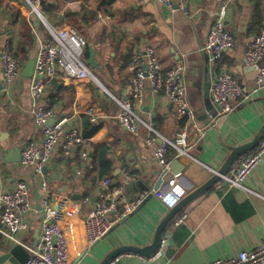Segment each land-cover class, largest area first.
Here are the masks:
<instances>
[{
  "label": "crops",
  "instance_id": "0c3cea01",
  "mask_svg": "<svg viewBox=\"0 0 264 264\" xmlns=\"http://www.w3.org/2000/svg\"><path fill=\"white\" fill-rule=\"evenodd\" d=\"M57 2V14L63 19L54 27L73 29L83 36L86 40L83 58H88V44H91L98 66L89 69L94 80L60 76L46 85L54 108L47 124L68 118L66 129H79L86 139L94 168L84 167L78 151L65 157L59 148L42 174L20 163L23 148L43 138L41 128L33 123L30 78L24 76V68L29 60H34L47 30L22 0H0V52L9 40L16 54L24 26L17 16L25 21L32 40L28 60L20 64V74L9 88L2 80L0 63V191L11 190L17 182L28 184L32 210L23 216L28 229L16 235L27 253L39 241L41 202L47 197L53 204L63 202L61 226L67 239L70 264H100L119 247L150 245L158 224L169 211L159 195L167 190V180L173 174L163 176L154 157L156 143L146 144L144 127L131 134L116 119L120 107L115 99H130L132 55L144 52L147 47L153 48L164 72L178 62L183 63L188 117L179 120L174 106L162 93L154 95L148 81L144 82L142 102L133 103V108L142 119L150 118L163 138L173 141L178 133L186 132L187 152L199 162L178 159L184 170L179 173L177 183L188 194L212 176L206 167L219 170L230 148L250 142L264 124V86L246 103L234 102L236 109L231 114L210 119L204 108L205 77L208 74L215 80L222 65L238 78L245 90L254 86V74L244 65V56L250 42L264 27V1L190 0L187 16L177 10V0H172L171 12L155 0ZM223 4L227 5L226 29L233 35L235 46L220 61L207 62L202 48ZM259 65H264V55ZM89 109L91 115L87 114ZM99 146L107 148L106 158L111 163L110 173L102 177L95 160ZM170 154L167 158L171 162L175 157ZM123 171L132 176L130 180L125 181ZM106 176L123 184L125 205L134 204L140 195L142 201L149 194L152 197L138 212L134 213L138 205L131 209L128 217L104 238L87 246L83 223L94 208L100 182ZM43 182L47 190L42 189ZM181 214L187 216L185 223L173 226L172 221ZM174 218L163 234L169 241L162 256L150 261L127 257L124 253L108 264H206L234 256L264 241V157L245 180L244 189L214 185ZM14 246L17 245L9 244L0 234V254Z\"/></svg>",
  "mask_w": 264,
  "mask_h": 264
},
{
  "label": "built area",
  "instance_id": "2783aa9c",
  "mask_svg": "<svg viewBox=\"0 0 264 264\" xmlns=\"http://www.w3.org/2000/svg\"><path fill=\"white\" fill-rule=\"evenodd\" d=\"M28 7L31 15L38 18L45 26L47 33L40 40L35 58L33 60V74L30 77L29 93L31 100V114L33 123L41 128L43 138L41 141H32L26 145L20 154V163L25 167L34 168L37 174H42L43 168L49 163L57 148L65 157H71L76 151L86 169L92 170L94 164L86 149V139L79 129L71 127L66 129L68 118H60L52 125L47 122L54 115V108L50 97L46 93V85L60 76L72 79L95 78L89 71L83 58L86 40L73 29H58L51 26L42 10L41 0H22ZM168 12L173 11L172 0H155ZM190 0H177V10L185 16L189 14ZM227 5L223 4L218 10L217 18L212 24L208 39L202 50L208 55L211 62H218L223 54L235 46L233 35L226 29ZM264 55V27L254 37L247 47L244 56V65L256 71L254 86L245 90L238 78L225 66H221L215 82L210 88L211 101L220 108L222 115L235 111L236 105L246 103L251 96L264 86V65L259 62ZM2 80L6 88L13 85L20 74V63L9 40L0 52ZM134 73L129 79L130 99L120 101L115 99L120 107L116 117L119 124L131 134H136L138 128L144 127L147 131L146 144L154 148V157L161 168L163 176L170 173V161L167 158L168 150L175 151V159H193L188 151L186 132L178 133L173 141L163 138L154 129L150 120L142 119L134 110L133 103H140L144 98V82L148 81L154 95H162L176 110V117L184 120L189 116L186 101V88L182 79L183 63L178 62L174 67L164 72L155 51L147 47L142 53H134L131 58ZM147 67V70H145ZM91 115V110H87ZM264 157V136L253 152L246 156H239L230 168L227 175L221 177L215 185L222 184L229 188L244 189L245 180L253 174ZM200 165H202L200 163ZM211 175L216 171L206 167ZM80 174L81 171H77ZM179 174L167 180V190L159 195L161 203L169 210L174 208L185 196V190L177 183ZM125 181L131 175L123 171ZM42 189L47 190V184L42 183ZM140 195L132 205L124 204V186L116 183L106 176L100 182L94 208L89 212L83 223V233L87 246H92L118 224L125 220L131 209L142 201ZM63 202L53 204L47 197L41 202L42 220L41 233L38 243L28 248V258L24 264H70L69 251L65 232L61 226L63 218ZM32 210L29 188L26 182H17L11 190L0 191V234L11 245H22L16 237L18 232L28 229V223L23 216ZM187 216L181 214L174 218L172 225L177 227L185 223ZM168 237L162 236L157 250L150 256L136 253H127L125 256L141 260H153L162 256L168 245ZM24 246V245H22ZM27 248V247H26ZM118 256L115 260H118ZM111 262L110 264H112ZM206 264H264V241L249 250H243L227 258H218Z\"/></svg>",
  "mask_w": 264,
  "mask_h": 264
},
{
  "label": "water",
  "instance_id": "95a60500",
  "mask_svg": "<svg viewBox=\"0 0 264 264\" xmlns=\"http://www.w3.org/2000/svg\"><path fill=\"white\" fill-rule=\"evenodd\" d=\"M88 54L89 55H88V58L85 60V63L87 64L89 69L92 70L96 68L98 64L94 61V49L91 44H88ZM206 60L207 62H209V57L207 54H206ZM33 63H34L33 60H29L27 65L24 68V76L27 78H30L33 74ZM248 69L251 72H253L254 74L253 77L255 79L256 71L252 68H247V70ZM145 70H147V67H145ZM214 82L215 80L212 81L210 75L207 74L205 77V84H204V106H205L204 108H205L207 117L210 119H215L217 116L222 115L220 112V108L217 105H215L211 101V98H210L209 91H210L212 83ZM263 136H264V124L258 130L254 138L250 142H247L240 146L231 147L230 152L226 156L219 170H217L216 173L213 174L205 183L198 186L196 189H194L190 193L185 194V196L180 200V202L174 208L169 209L166 216H164V218L158 224L155 230V233H154L153 240L150 245L145 246L143 248H138L135 246L119 247L113 250L110 254H108L100 264H108L111 260L115 259L118 255L124 254V253H136L142 256H147V257L152 255L157 250L161 237L163 236L166 228L168 227L169 223L173 220V218L190 202L195 200L200 195L204 194L211 187H213L217 182H219L221 177L227 175L234 161L239 156L254 150L260 143ZM169 170L173 175L179 174L184 170V166L180 164L178 159H175L170 162ZM145 190H147V188H145ZM154 191L155 192L158 191V186L155 188ZM151 197L152 195L149 194L136 207L134 213L138 212L141 208H143L144 205L149 201ZM36 243L37 242L35 241L33 247L36 246ZM27 258H28V253L21 246L17 245V246L11 247L10 249L0 254V264H24Z\"/></svg>",
  "mask_w": 264,
  "mask_h": 264
},
{
  "label": "trees",
  "instance_id": "16d2710c",
  "mask_svg": "<svg viewBox=\"0 0 264 264\" xmlns=\"http://www.w3.org/2000/svg\"><path fill=\"white\" fill-rule=\"evenodd\" d=\"M57 1L58 0H41V10L47 22L53 27L59 25L63 19V17H60L57 14V9L59 8V4ZM261 1H264V0H261ZM16 18L24 24L21 30L20 39L17 45L16 54H15L17 59L19 60V63L23 64L25 61L28 60L27 51L32 47L31 33L25 21L19 18V16H17ZM168 152H169L168 155L171 153L170 157H175V151H173L172 149H169ZM252 152L253 150L251 152L243 154L242 156L249 155ZM106 153H107V148L105 146L97 147V155H96L95 160L98 165L97 172L100 177L108 175L111 171V163L107 160ZM94 173H96V170H94Z\"/></svg>",
  "mask_w": 264,
  "mask_h": 264
},
{
  "label": "rangeland",
  "instance_id": "374dc122",
  "mask_svg": "<svg viewBox=\"0 0 264 264\" xmlns=\"http://www.w3.org/2000/svg\"><path fill=\"white\" fill-rule=\"evenodd\" d=\"M83 37V36H82Z\"/></svg>",
  "mask_w": 264,
  "mask_h": 264
}]
</instances>
